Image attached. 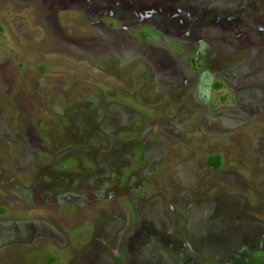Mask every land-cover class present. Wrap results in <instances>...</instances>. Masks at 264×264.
<instances>
[{
    "label": "rangeland",
    "instance_id": "obj_1",
    "mask_svg": "<svg viewBox=\"0 0 264 264\" xmlns=\"http://www.w3.org/2000/svg\"><path fill=\"white\" fill-rule=\"evenodd\" d=\"M0 264H264V0H0Z\"/></svg>",
    "mask_w": 264,
    "mask_h": 264
},
{
    "label": "trees",
    "instance_id": "obj_2",
    "mask_svg": "<svg viewBox=\"0 0 264 264\" xmlns=\"http://www.w3.org/2000/svg\"><path fill=\"white\" fill-rule=\"evenodd\" d=\"M211 162L214 164V165H217L218 162H214V160L211 159Z\"/></svg>",
    "mask_w": 264,
    "mask_h": 264
}]
</instances>
